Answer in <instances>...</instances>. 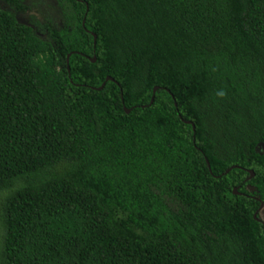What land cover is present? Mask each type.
<instances>
[{
    "label": "trees",
    "instance_id": "trees-1",
    "mask_svg": "<svg viewBox=\"0 0 264 264\" xmlns=\"http://www.w3.org/2000/svg\"><path fill=\"white\" fill-rule=\"evenodd\" d=\"M56 4L0 0V264H264V0Z\"/></svg>",
    "mask_w": 264,
    "mask_h": 264
},
{
    "label": "rangeland",
    "instance_id": "rangeland-1",
    "mask_svg": "<svg viewBox=\"0 0 264 264\" xmlns=\"http://www.w3.org/2000/svg\"><path fill=\"white\" fill-rule=\"evenodd\" d=\"M31 1L35 2V5H32L30 10L17 14L19 22L29 23L31 16H35L38 20L44 21L47 15L56 20V22L62 20L60 7L56 4V0H25L27 5H31ZM260 219L264 223V207L260 212Z\"/></svg>",
    "mask_w": 264,
    "mask_h": 264
},
{
    "label": "water",
    "instance_id": "water-1",
    "mask_svg": "<svg viewBox=\"0 0 264 264\" xmlns=\"http://www.w3.org/2000/svg\"><path fill=\"white\" fill-rule=\"evenodd\" d=\"M95 43H96V35H94V44H95ZM69 57H70V55H68V57H67V62L69 61ZM91 61L94 63V62L96 61V57H93V58L91 59ZM109 80H112V78H111V77H107V78H106V81H109ZM106 81L102 84V86H101L100 88H98L99 90H101V89L104 87ZM157 89H158V87H155V88H154V94H155V92L157 91ZM153 100H154V97L152 98V101H151V102H153ZM130 111H131L130 109H126V112H127V113H130ZM253 176H254V172L250 171V177H253ZM234 192L236 193L237 191L234 190ZM254 217L257 218V214H255Z\"/></svg>",
    "mask_w": 264,
    "mask_h": 264
},
{
    "label": "flooded vegetation",
    "instance_id": "flooded-vegetation-1",
    "mask_svg": "<svg viewBox=\"0 0 264 264\" xmlns=\"http://www.w3.org/2000/svg\"><path fill=\"white\" fill-rule=\"evenodd\" d=\"M264 207V202H261L260 203V207H259V209L257 210V212H256V214H258L259 215V217H260V212L262 211V208ZM261 220V219H260ZM261 222L263 223V221L261 220ZM264 224V223H263Z\"/></svg>",
    "mask_w": 264,
    "mask_h": 264
}]
</instances>
